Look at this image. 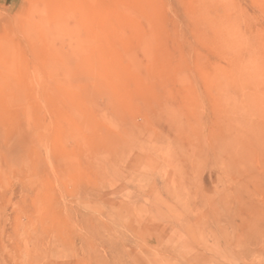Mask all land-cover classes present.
Wrapping results in <instances>:
<instances>
[{
  "label": "rangeland",
  "instance_id": "1",
  "mask_svg": "<svg viewBox=\"0 0 264 264\" xmlns=\"http://www.w3.org/2000/svg\"><path fill=\"white\" fill-rule=\"evenodd\" d=\"M0 264H264V0H0Z\"/></svg>",
  "mask_w": 264,
  "mask_h": 264
}]
</instances>
